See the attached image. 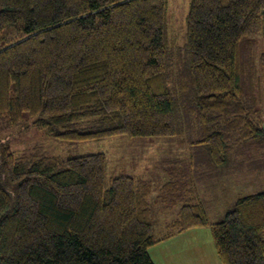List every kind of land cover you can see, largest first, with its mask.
I'll return each mask as SVG.
<instances>
[{"label": "trees", "instance_id": "obj_1", "mask_svg": "<svg viewBox=\"0 0 264 264\" xmlns=\"http://www.w3.org/2000/svg\"><path fill=\"white\" fill-rule=\"evenodd\" d=\"M168 13L169 0H0V264H154L150 247L206 226L221 264H264V190L209 224L180 171L106 183L102 153L9 145L23 123L68 144L190 132V160L233 152L264 173V0H188L175 73Z\"/></svg>", "mask_w": 264, "mask_h": 264}, {"label": "rangeland", "instance_id": "obj_2", "mask_svg": "<svg viewBox=\"0 0 264 264\" xmlns=\"http://www.w3.org/2000/svg\"><path fill=\"white\" fill-rule=\"evenodd\" d=\"M187 3L188 0H169V20L166 21L165 39L168 57L171 54L174 61V67L171 68L168 59L167 70L171 73L176 72L175 67L179 62L182 63L186 60L185 16ZM255 43L253 64L257 66V74L261 75L264 74V71L263 73L259 71L261 68L257 61L258 54L264 51V38L256 40ZM260 88L264 93V78L260 83ZM260 109L264 113V95H262ZM263 120L264 115L262 116ZM26 125L28 123H23L19 128L8 132V142L12 150L21 151L31 149L35 145H41L40 151L61 157L102 153L106 159V183L109 182L110 178L121 175L136 179L146 177L158 180L160 175H165V170L180 171L178 172L180 175H206L205 186L201 190V185L198 186V191H201L198 196L203 202L209 224L219 221L225 211L232 207L237 196L264 190V173L258 169V162L255 157L236 155L232 152L230 160L222 167H216L202 157L198 161L194 155L193 161L190 160L193 149H198V146L191 148L190 140L195 141L194 138L197 135L190 132H179L174 138L140 140L116 137L81 144H68L50 139L43 132L34 128L31 129L30 125L31 128H28ZM194 152L197 153L195 150ZM157 195L159 194L154 196ZM153 197L148 198V200H152ZM165 199L164 203H160L163 207L169 203V195H166ZM168 211L171 212L169 215L162 213L160 217L168 219L174 216L173 208H168ZM163 226L164 224L160 225L158 230ZM198 229L200 230H197V233H201V235L195 236L196 240H193V237L189 235V239L193 241L192 245H188L186 240L180 243L181 240L176 237L160 246L156 244L150 247L148 249L149 256L155 264H178L174 260L172 252L184 256L188 264H199L198 257L207 259L210 264H221L216 256L209 227ZM158 230L155 228V234L158 233ZM205 238L209 244L210 258L203 255L194 258V254L188 256V249L194 253H197L199 249L205 250V247L208 246ZM170 254L171 257H169ZM164 257L166 261L163 259Z\"/></svg>", "mask_w": 264, "mask_h": 264}, {"label": "crops", "instance_id": "obj_3", "mask_svg": "<svg viewBox=\"0 0 264 264\" xmlns=\"http://www.w3.org/2000/svg\"><path fill=\"white\" fill-rule=\"evenodd\" d=\"M182 176H184L183 177V180L184 181H186V182L187 181L192 182V191L197 196H198L199 192H201V191H198V186L201 185V187H200V190H201L205 186V183L207 182L206 175H182ZM137 179H139V178H137ZM197 230H200V229H191L189 231H186L184 233H181L179 235H176V236H174V237H172V238H170V239H168L166 241H163V242L159 243L158 246H160L161 244H164L165 242H170L173 239H175L176 237L181 240L180 243H183V241L186 240L188 242V245H192L193 241H192V239L191 240L189 239V235H191L193 237V240H196V237L195 236H200L201 235V233H197L198 232ZM190 241H191V243H190ZM205 241H206V238H205ZM207 245L208 246L205 247V250L199 249L197 251V253H194L192 251L190 252L189 249H188V256L191 255V254H194V258L196 256H199V255H203V256H205L207 258H210V251H209V244H208V242H207ZM171 254H173L172 256L174 257V260H176L178 262V264H188L187 263V259L184 256L179 255V254L174 253V252H172ZM171 254L169 255V257H171ZM163 259L165 260V257ZM160 261H161V259H160ZM193 261H194V259H193ZM198 263L199 264H210V261H207V259H204L203 257H198Z\"/></svg>", "mask_w": 264, "mask_h": 264}, {"label": "built area", "instance_id": "obj_4", "mask_svg": "<svg viewBox=\"0 0 264 264\" xmlns=\"http://www.w3.org/2000/svg\"><path fill=\"white\" fill-rule=\"evenodd\" d=\"M261 125H262V128L264 129V120L262 121Z\"/></svg>", "mask_w": 264, "mask_h": 264}]
</instances>
